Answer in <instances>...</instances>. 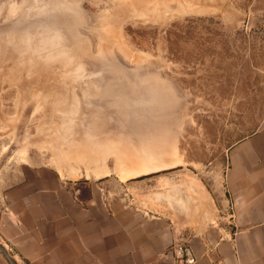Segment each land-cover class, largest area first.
Segmentation results:
<instances>
[{"label": "rangeland", "instance_id": "374dc122", "mask_svg": "<svg viewBox=\"0 0 264 264\" xmlns=\"http://www.w3.org/2000/svg\"><path fill=\"white\" fill-rule=\"evenodd\" d=\"M124 1L58 0L57 5L72 11L77 41H85L90 57L98 58L100 41L109 39L111 21L118 19L115 9ZM252 3L145 0L131 3L121 19L111 62L127 69L132 82L148 84L149 135L141 142L145 172L151 174H143L135 151L124 147L71 150L66 133H72L76 102L62 51L45 46V60L28 53L17 63L10 53H0V188L17 179L34 181L33 172L48 169L78 189L69 191L78 194L82 209L91 188H99L98 207L106 213L109 184L123 199L125 188L150 180L141 189L157 184L163 195L145 201H156L169 213L187 210L188 200L199 198L197 187L224 181L227 166L219 153L252 133L264 116V22L252 15ZM22 4L0 0V24ZM45 94L54 102L43 99ZM132 191L141 193L139 185Z\"/></svg>", "mask_w": 264, "mask_h": 264}, {"label": "crops", "instance_id": "0c3cea01", "mask_svg": "<svg viewBox=\"0 0 264 264\" xmlns=\"http://www.w3.org/2000/svg\"><path fill=\"white\" fill-rule=\"evenodd\" d=\"M251 11L264 22V0ZM255 127L219 153L224 181L197 188L178 215L138 205V184L123 199L109 184L106 213L92 187L82 209L48 169L0 188V264H264V116Z\"/></svg>", "mask_w": 264, "mask_h": 264}, {"label": "water", "instance_id": "95a60500", "mask_svg": "<svg viewBox=\"0 0 264 264\" xmlns=\"http://www.w3.org/2000/svg\"><path fill=\"white\" fill-rule=\"evenodd\" d=\"M140 1L145 0H126L115 9L118 19L111 21L109 39L100 41L98 58H91L86 42L76 39L71 10L58 6V0H23L21 10L12 11L0 24V53H10L12 63H17V57L28 53L45 60V46L62 51V58L68 63L66 70L72 69L76 102L72 133H66L71 150L124 147L135 151L143 174H151L145 172L141 142V136L149 135L145 133L148 84L139 86L132 82L127 69L111 62V43H117L121 19L131 3ZM150 183L149 180L146 184ZM137 184L146 199L163 195L157 184L147 192L141 189L146 184ZM138 205L167 216L185 211L165 212L161 204L145 199Z\"/></svg>", "mask_w": 264, "mask_h": 264}, {"label": "bare ground", "instance_id": "6f19581e", "mask_svg": "<svg viewBox=\"0 0 264 264\" xmlns=\"http://www.w3.org/2000/svg\"><path fill=\"white\" fill-rule=\"evenodd\" d=\"M110 2H111V1H110ZM114 2H115V0H114ZM117 2H118V1H116L115 4H116ZM119 2H120V1H119ZM111 3H112V6H113V4H114L113 1H112ZM115 4H114V6H115ZM144 4H145V3H144ZM140 5H141V6H140ZM140 5H138V6H140V7L142 8L143 3H141ZM144 6H145V5H144ZM131 7H133V5H131ZM144 8H145V7H144ZM142 9H143V8H142ZM106 18H107V17H106ZM106 18H105V19H106ZM108 19H109V17H108ZM108 19H107V21H108ZM103 21H104V20H103ZM105 21H106V20H105ZM105 21H104V23L106 24L107 22H105ZM104 23L102 22V25H103ZM106 25H107V24H106ZM103 26H104V25H103ZM61 88H62V87H59L58 90H59V91L62 90ZM68 93H69V92H68ZM68 95H69V94H68ZM44 96H45V97H42L43 99H46V100H48V101H51L52 103L54 102L53 100L50 99V95H49V94H48V95L45 94ZM56 98H57V96H56ZM67 98H68V97H67ZM43 99H42V101L44 102L45 100H43ZM66 101H67V99H66ZM69 101H70V100H69ZM55 103H57V104H59V105L61 106V104L63 103V101H62V99L58 96L57 100L55 99ZM55 103H54V104H55ZM55 105H56V104H55ZM57 106H58V105H56V107H57ZM60 106H58V107L60 108ZM65 111H66V108H65ZM63 113H64V112H63ZM156 114H157V113H156ZM158 114H159V113H158ZM154 115H155V114H154ZM154 115H153V117H154ZM57 116H58V115H57ZM158 116H159V115H158ZM155 117H156V116H155ZM156 118H157V117H156ZM54 119H55V118H54ZM57 119H59V118H57ZM57 122H58V121H57ZM60 122H61V121H60ZM55 125H56V124H55ZM57 125H58V124H57ZM170 146H171V145H170ZM173 156H174V155H173ZM173 156H171V157H173ZM174 159H175V158H174ZM172 160H173V158H172ZM117 163H118V162H117ZM120 163H121V162H120ZM117 166H118V165H117ZM117 169H118V168H117ZM124 169H126V168H124ZM128 169H130V168H128ZM128 169H127V170H128ZM119 170H120V168H119ZM121 172H122V171H121ZM106 173H107V172H106ZM125 173L128 174V172H126V171H125ZM129 174H130V171H129ZM121 175H122V174H121ZM123 175H124V174H123ZM123 175H122V176H123ZM127 176H128V175H127ZM121 178H122V177H121ZM124 178H125V177H124ZM122 179H123V178H122ZM119 180H120V179H119ZM122 181H123V180H122ZM123 182H124V181H123Z\"/></svg>", "mask_w": 264, "mask_h": 264}]
</instances>
